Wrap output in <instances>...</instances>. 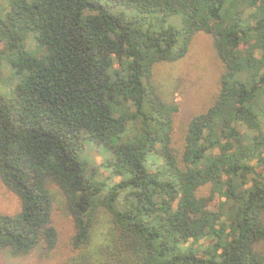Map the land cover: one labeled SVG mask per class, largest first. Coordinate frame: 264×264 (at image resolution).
<instances>
[{"label": "trees", "instance_id": "16d2710c", "mask_svg": "<svg viewBox=\"0 0 264 264\" xmlns=\"http://www.w3.org/2000/svg\"><path fill=\"white\" fill-rule=\"evenodd\" d=\"M198 32L222 69L176 145L155 68ZM0 66V182L21 206L0 251L56 248L55 185L61 264H264V0H0ZM83 136L112 153L105 179Z\"/></svg>", "mask_w": 264, "mask_h": 264}, {"label": "rangeland", "instance_id": "374dc122", "mask_svg": "<svg viewBox=\"0 0 264 264\" xmlns=\"http://www.w3.org/2000/svg\"><path fill=\"white\" fill-rule=\"evenodd\" d=\"M221 69L222 63L216 55L212 39L204 32L195 34L188 53L181 60L164 62L156 66L155 79L163 95L177 102L179 106L173 134L176 145L181 143L189 118L211 104L217 91V79ZM3 73L5 77L1 76ZM14 86V81H8L7 70L4 66H0V95H9ZM80 145V158L86 163L88 173L97 167L100 171L98 176L100 180L108 177L110 167H104L103 163L112 159V153L103 145L84 136ZM52 192L55 196L53 224L58 231L56 248L49 254L35 251L22 257H13L7 251H0V264H61L70 253L69 240L74 225L71 218L63 211V199L55 185L52 186ZM20 207L19 198L0 182V211L3 214L15 215L20 211ZM100 228L104 229V226L101 225Z\"/></svg>", "mask_w": 264, "mask_h": 264}]
</instances>
